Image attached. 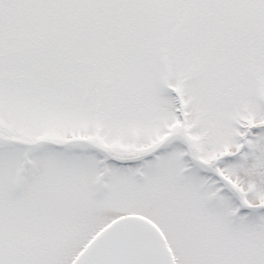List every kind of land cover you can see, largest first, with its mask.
Returning <instances> with one entry per match:
<instances>
[{"label":"snow or ice","instance_id":"1","mask_svg":"<svg viewBox=\"0 0 264 264\" xmlns=\"http://www.w3.org/2000/svg\"><path fill=\"white\" fill-rule=\"evenodd\" d=\"M0 264H264V0H0Z\"/></svg>","mask_w":264,"mask_h":264}]
</instances>
